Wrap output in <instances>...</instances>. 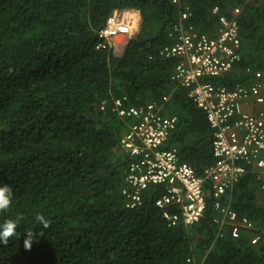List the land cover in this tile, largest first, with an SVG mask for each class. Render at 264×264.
<instances>
[{
    "label": "trees",
    "instance_id": "trees-1",
    "mask_svg": "<svg viewBox=\"0 0 264 264\" xmlns=\"http://www.w3.org/2000/svg\"><path fill=\"white\" fill-rule=\"evenodd\" d=\"M215 8L228 18L240 10L241 59L206 82L231 91L260 73L264 95V0H0V186L13 190L0 225L23 216L0 241V264H264V190L251 168L221 201L252 225L238 238L210 199L200 223L169 227L156 207L164 187L144 191L134 209L123 195L132 158L120 142L133 121L116 101L175 117L165 149L196 175L216 163L204 113L173 81L179 61L162 54L184 12L186 28L215 38ZM125 10L141 26L117 55L99 34ZM27 231L39 234L30 251Z\"/></svg>",
    "mask_w": 264,
    "mask_h": 264
},
{
    "label": "built area",
    "instance_id": "built-area-1",
    "mask_svg": "<svg viewBox=\"0 0 264 264\" xmlns=\"http://www.w3.org/2000/svg\"><path fill=\"white\" fill-rule=\"evenodd\" d=\"M212 13L218 16L215 38L186 28L184 21L189 14L184 12L175 28L177 42L165 48L162 54L179 61L173 81L189 90V97L204 113L213 134L212 155L216 163L202 175H196L192 166L180 162L176 150L165 149L177 127L175 117L162 116L154 104L127 109L116 101L114 110L119 117L133 121L120 142L123 152L132 158L123 195L127 206L134 209L141 205L144 191L164 187L165 193L156 201V207L162 211L169 227L179 224L192 227L200 223L210 199L211 206L222 218L218 221L220 225H230L233 238H238L241 229H252V225L221 205V201L243 178L247 168L252 169L264 190L262 75L256 74L257 81L253 85L231 91L206 82L228 74L241 59L237 20L240 10L235 9L230 18L221 16L217 8ZM129 34V25L114 12L99 37L104 40V47H113L115 37Z\"/></svg>",
    "mask_w": 264,
    "mask_h": 264
},
{
    "label": "clouds",
    "instance_id": "clouds-1",
    "mask_svg": "<svg viewBox=\"0 0 264 264\" xmlns=\"http://www.w3.org/2000/svg\"><path fill=\"white\" fill-rule=\"evenodd\" d=\"M13 201V190L8 185L0 186V212H4L8 210L12 204ZM23 220L22 215H17L15 220H6L2 225H0V241H2L4 244H7L9 239L15 235H17V227L20 223V221ZM36 220L43 224V226L46 228L48 227V222L45 220V218L42 215H37ZM39 238V234L27 231L25 233V239H24V248L25 250L30 251L33 243L37 241Z\"/></svg>",
    "mask_w": 264,
    "mask_h": 264
},
{
    "label": "crops",
    "instance_id": "crops-1",
    "mask_svg": "<svg viewBox=\"0 0 264 264\" xmlns=\"http://www.w3.org/2000/svg\"><path fill=\"white\" fill-rule=\"evenodd\" d=\"M119 15L124 19V22L129 25L130 27V34L127 36H118L115 37L112 41H114L116 38L119 37H130L132 38L133 36H136L139 31H140V26H141V16L140 13L138 11L135 10H125V11H121L118 12ZM138 32L136 35H132V33L134 34V32Z\"/></svg>",
    "mask_w": 264,
    "mask_h": 264
},
{
    "label": "rangeland",
    "instance_id": "rangeland-1",
    "mask_svg": "<svg viewBox=\"0 0 264 264\" xmlns=\"http://www.w3.org/2000/svg\"><path fill=\"white\" fill-rule=\"evenodd\" d=\"M137 33L138 32L136 31V32H134V34L132 33V35H136ZM130 39H131L130 37L129 38L128 37H119V38H116L114 41H112V46L116 50L117 55L122 54L123 49L125 48V46L127 45L128 41Z\"/></svg>",
    "mask_w": 264,
    "mask_h": 264
}]
</instances>
